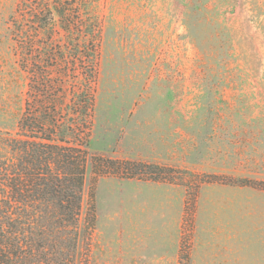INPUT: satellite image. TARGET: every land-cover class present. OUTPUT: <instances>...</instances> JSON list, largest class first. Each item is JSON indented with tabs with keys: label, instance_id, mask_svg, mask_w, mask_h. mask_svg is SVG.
<instances>
[{
	"label": "rangeland",
	"instance_id": "374dc122",
	"mask_svg": "<svg viewBox=\"0 0 264 264\" xmlns=\"http://www.w3.org/2000/svg\"><path fill=\"white\" fill-rule=\"evenodd\" d=\"M62 3L69 29L37 34L24 0H0V159L27 101H44L30 94L24 43L30 65L56 66L46 80L61 82V109L96 72L75 264H264V190L239 184L264 183V0ZM96 156L172 168L177 181L110 175ZM207 186L220 202L201 213Z\"/></svg>",
	"mask_w": 264,
	"mask_h": 264
},
{
	"label": "trees",
	"instance_id": "16d2710c",
	"mask_svg": "<svg viewBox=\"0 0 264 264\" xmlns=\"http://www.w3.org/2000/svg\"><path fill=\"white\" fill-rule=\"evenodd\" d=\"M53 1L24 0L25 12L35 14L37 34L51 33L57 24L65 31L71 25L67 18L71 16V10L74 11L73 6L66 8L62 0ZM31 3L36 6L30 8ZM46 42L42 43V50L46 45V49L52 52V41ZM20 48L22 68L38 79L37 90L31 81L30 94L41 97L43 94L44 101L39 106L27 101L18 132L5 143L11 154L0 159V264H75L95 107L91 89L97 80L96 72L91 69L87 86L74 93V101L66 104L64 110L54 102V98H60L62 93L61 82L46 80L51 79L46 70L56 66H46L44 62L32 66L28 56L32 45L24 43ZM55 60H59L56 55ZM91 60L94 63L96 57ZM58 76L63 77L62 74ZM78 126L83 128L80 140ZM95 159L108 164L100 167H110V175L121 178L177 181L172 176V168L158 164L102 156ZM217 177L212 176L206 182L224 181ZM227 181L236 183L233 179ZM239 184L264 190V183L242 180ZM90 212L95 219V194Z\"/></svg>",
	"mask_w": 264,
	"mask_h": 264
},
{
	"label": "crops",
	"instance_id": "0c3cea01",
	"mask_svg": "<svg viewBox=\"0 0 264 264\" xmlns=\"http://www.w3.org/2000/svg\"><path fill=\"white\" fill-rule=\"evenodd\" d=\"M148 163H151V162H148ZM220 189L222 188H218V186H207V195H205L204 193V197H201V200H200V204L202 205V208H201V213L203 211V209L205 208L206 205H209V204H212L215 205V201L217 199V203L220 202L218 201L220 198L218 196ZM225 197H223L224 199ZM211 200V203H209V201Z\"/></svg>",
	"mask_w": 264,
	"mask_h": 264
}]
</instances>
